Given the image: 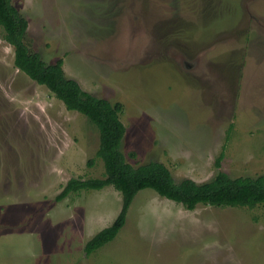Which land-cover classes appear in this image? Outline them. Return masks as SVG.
Returning a JSON list of instances; mask_svg holds the SVG:
<instances>
[{"label":"rangeland","instance_id":"374dc122","mask_svg":"<svg viewBox=\"0 0 264 264\" xmlns=\"http://www.w3.org/2000/svg\"><path fill=\"white\" fill-rule=\"evenodd\" d=\"M11 1L31 50L121 104L128 163L161 162L176 182L264 175V0ZM13 61L0 27V264H264V203L188 210L149 188L86 254L120 192L55 197L104 177L98 130Z\"/></svg>","mask_w":264,"mask_h":264},{"label":"trees","instance_id":"16d2710c","mask_svg":"<svg viewBox=\"0 0 264 264\" xmlns=\"http://www.w3.org/2000/svg\"><path fill=\"white\" fill-rule=\"evenodd\" d=\"M0 27L4 32V39L14 48L15 67L38 84L47 87L67 109L87 117L98 130L99 146L96 157L103 162L104 177L71 178L55 197L59 201L70 192L101 189L108 185L120 192L119 213L109 226L102 228L85 243L86 254L116 236L125 223L133 198L142 189H152L188 210L194 209L200 203L249 208L264 203V175L231 177L219 170L208 182L196 183L189 178L176 182L169 169L161 162L149 161L137 166L131 165L120 150L125 134V126L120 119L121 104L111 103L83 90L76 80L65 75L61 59L49 63L39 53L31 50L26 41L27 19L13 6L11 0H0ZM88 164L91 165L92 161Z\"/></svg>","mask_w":264,"mask_h":264}]
</instances>
